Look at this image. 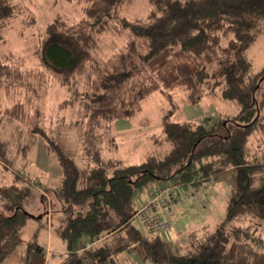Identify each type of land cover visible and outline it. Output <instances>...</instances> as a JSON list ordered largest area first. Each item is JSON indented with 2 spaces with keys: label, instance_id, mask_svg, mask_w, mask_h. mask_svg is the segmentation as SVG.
<instances>
[{
  "label": "trees",
  "instance_id": "trees-1",
  "mask_svg": "<svg viewBox=\"0 0 264 264\" xmlns=\"http://www.w3.org/2000/svg\"><path fill=\"white\" fill-rule=\"evenodd\" d=\"M68 1L83 17L59 14L46 24L36 66L14 63L9 50L0 58V264L22 244V264H47L44 246L26 241L23 230L37 218L26 202L39 183L25 171L41 141L63 168L52 189L69 212L60 231L70 241L62 264H121L122 253L137 250L152 264H264V69L255 72L248 54L264 33V0H147L139 17L124 12L133 0ZM25 11L0 0V42ZM55 86L66 93L49 113ZM181 90L191 103L224 99L236 109L173 121ZM156 91L168 107L161 132L149 135L154 149L140 163L108 156L121 145L113 121L137 115ZM65 124L81 126L82 166L56 138ZM231 169L244 180L217 225L174 243L134 224L139 194L150 184L209 185Z\"/></svg>",
  "mask_w": 264,
  "mask_h": 264
},
{
  "label": "rangeland",
  "instance_id": "rangeland-1",
  "mask_svg": "<svg viewBox=\"0 0 264 264\" xmlns=\"http://www.w3.org/2000/svg\"><path fill=\"white\" fill-rule=\"evenodd\" d=\"M15 1L25 7L26 11L13 19L7 28L5 32L7 42H0V58H3L8 50L12 51L15 55L14 63L21 66L22 64L27 67L37 65L38 59L33 53L39 44L40 33L43 32L47 23L59 14L67 15L73 19L83 17L81 7L76 2L68 0ZM147 8V0H133L124 12L130 17H139L146 14ZM248 54L253 60L255 72L264 69V33L257 36ZM20 57L25 60L24 63L20 60ZM56 86L48 97L52 109H47L49 113L57 111L59 100L66 93L65 88H56ZM176 103V111L172 113L171 120L179 122H197L205 117L215 119L227 112L233 113L236 109L232 102L224 99L204 98L198 103H191L188 100L187 92L182 90L178 92ZM167 107L163 94L156 91L144 101L143 109L137 115L114 120L113 133L117 136V141L118 138L120 139L121 145L118 148L107 149L106 154L122 158L128 163L143 161L146 155L154 149V144L149 139V135L161 132L163 116ZM55 134L64 149L82 166L81 126L65 124L60 126ZM29 160L30 163L25 174L39 184H33L31 195L26 202V208L28 212L37 218L30 217L27 219L23 229L24 238L26 241L37 240L45 247L53 237L54 241L59 240L64 245L65 250H69L70 241L63 239L60 235L61 228L66 222L69 212L63 210V206L58 205L59 202L55 199L52 190L62 180V165L56 154L49 152L42 141L31 149ZM9 174L10 182L14 173L10 171ZM242 174L237 169H231L211 180L209 185L205 182L198 185L175 186L179 199L168 218L171 219L173 231L177 235H169L170 232H161L160 236L178 243L193 229L201 228L204 225H217L225 217L230 191L238 182L244 180ZM44 188L47 190H42ZM42 194H46V201H43ZM172 202H176L175 199H172ZM138 204L140 205L139 199ZM134 224L141 226L138 218L134 220ZM25 246L26 244H22L17 247L14 254L21 253ZM86 247H88V244H86ZM49 256L50 254L47 253L48 258ZM61 257L64 258V255L53 249L49 264H59ZM119 261L121 264L135 262L152 264L144 260V254L141 250L133 253H122Z\"/></svg>",
  "mask_w": 264,
  "mask_h": 264
},
{
  "label": "built area",
  "instance_id": "built-area-1",
  "mask_svg": "<svg viewBox=\"0 0 264 264\" xmlns=\"http://www.w3.org/2000/svg\"><path fill=\"white\" fill-rule=\"evenodd\" d=\"M175 185L170 183H154L150 190L151 201L143 203L139 207L136 218L140 220L141 226L144 231L149 235H160L161 232H168L172 228L171 220L165 219L161 216L159 210L152 204L160 205V209H170L172 202V190ZM92 243H88L90 246Z\"/></svg>",
  "mask_w": 264,
  "mask_h": 264
},
{
  "label": "crops",
  "instance_id": "crops-1",
  "mask_svg": "<svg viewBox=\"0 0 264 264\" xmlns=\"http://www.w3.org/2000/svg\"><path fill=\"white\" fill-rule=\"evenodd\" d=\"M153 185H154V183L150 184L149 187L147 186V187L143 188V190L140 192L139 197H138V199L140 201V205L139 206H141L143 203H149V201H151L150 193L149 192H150V190H151V188H152ZM172 196H173V198L175 199L176 202H174L171 205L170 209L161 210L159 204H156V203H153L152 204L154 207L157 208V210H159L161 216L162 217L165 216L164 218L165 219H168V220H171L170 218H168V215H170V212L172 211L173 207L176 205V203L178 202V199H179V197L177 195V188H174L172 190ZM173 229L174 228L172 226V228L170 229V231H168V232H170L168 234L169 235L173 234L175 236L177 234H176V232L173 231ZM44 248H45V252H47L48 254H50V256L48 258L47 257V253H46L47 264H49V259H50V262H51V252H52L53 249L54 250H58V252H60L61 254H63L64 257L66 256V254L69 253V250L68 249L65 250L66 248L64 247V245L59 240L54 241V238L53 237L47 242V246H45ZM25 251H26V247L19 254H14V252H13L12 255L10 256V258L5 263H3V264H22V258H23V255L25 254ZM63 259L64 258L61 257V259L59 261V264H62Z\"/></svg>",
  "mask_w": 264,
  "mask_h": 264
}]
</instances>
